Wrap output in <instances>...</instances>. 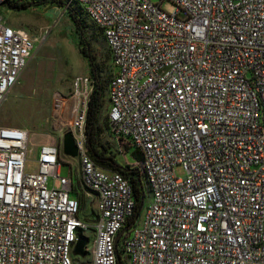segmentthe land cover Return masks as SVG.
I'll return each instance as SVG.
<instances>
[{
    "label": "built area",
    "instance_id": "1",
    "mask_svg": "<svg viewBox=\"0 0 264 264\" xmlns=\"http://www.w3.org/2000/svg\"><path fill=\"white\" fill-rule=\"evenodd\" d=\"M76 1L110 48V127L141 150L151 199L116 243L134 190L87 152L93 83L78 75L70 127L96 213L79 214L59 143L32 162L31 131L0 124V264H120L119 249L127 264H264V0ZM34 45L0 13V104ZM91 227L92 247L75 253Z\"/></svg>",
    "mask_w": 264,
    "mask_h": 264
},
{
    "label": "rangeland",
    "instance_id": "2",
    "mask_svg": "<svg viewBox=\"0 0 264 264\" xmlns=\"http://www.w3.org/2000/svg\"><path fill=\"white\" fill-rule=\"evenodd\" d=\"M67 1L86 19L84 33L90 41L92 54L100 65L102 78L107 84L114 69L106 38L101 28L84 13L82 5ZM163 7L168 11L175 9L171 1H165ZM0 13L10 25L30 32L35 39L33 51L18 82L0 104V124L27 127L31 131L32 162H35L42 142H56L61 145L62 158L72 159L79 213L84 219L92 221L97 200L86 196L87 188L81 179L78 159L66 155L62 148L63 133L71 130L70 123L74 115V101L70 98L74 79L78 75L91 74L90 62L81 51L75 21L64 6L55 4L18 10L9 8L5 0H0ZM108 108L107 96L100 114L101 140L111 145V149L122 162L137 165L139 160L134 153L113 134L108 120ZM70 168L69 164L63 163L61 174H68ZM174 171L179 176L186 174L181 164L176 165ZM54 185L59 187V180L50 176L49 186ZM146 191L148 201L151 194L148 188ZM93 238L94 228L91 227L88 237L90 248Z\"/></svg>",
    "mask_w": 264,
    "mask_h": 264
},
{
    "label": "trees",
    "instance_id": "3",
    "mask_svg": "<svg viewBox=\"0 0 264 264\" xmlns=\"http://www.w3.org/2000/svg\"><path fill=\"white\" fill-rule=\"evenodd\" d=\"M72 3H78L76 0H71ZM7 6L11 9H27L32 6H41L47 4L62 5L64 9L68 11L72 19L75 21L77 31L79 34L81 51L88 58L90 62V69L93 89L91 92L89 100V108L87 112V124H86V148L89 155L93 158L97 165L109 169L120 171L125 177L128 178L130 183L133 186L134 196L136 200L134 213L128 219L127 223L129 224L135 217L136 214L141 215L144 208L147 206L149 200L147 201V191H150L149 186L146 180L145 173L143 172L139 164L132 165L129 163L122 162L115 152L111 149V145L104 143L101 140V124H100V114L105 102L108 93L106 89L108 88V83L106 84L105 80L102 78L101 68L98 62L92 54L90 41L86 34L84 33V28L86 25V19L82 14H78V11L74 6L67 0H5ZM81 5L80 3H78ZM84 10V8H83ZM84 13L86 14L85 10ZM87 15V14H86ZM88 16V15H87ZM102 30V29H101ZM110 51V48L108 46ZM111 60L112 54L110 51ZM112 66L114 69L113 61ZM114 73V71H113ZM109 120V119H108ZM110 124V123H109ZM125 146L134 153L135 158L138 160L142 159L141 150L133 144L125 143ZM76 183L73 187V193L76 194ZM80 214V213H79ZM119 256L121 257V263L127 264L122 259L121 249H119Z\"/></svg>",
    "mask_w": 264,
    "mask_h": 264
},
{
    "label": "water",
    "instance_id": "4",
    "mask_svg": "<svg viewBox=\"0 0 264 264\" xmlns=\"http://www.w3.org/2000/svg\"><path fill=\"white\" fill-rule=\"evenodd\" d=\"M62 148L66 155L71 156L73 158L77 157L79 155V146L76 142L74 133L72 130H67L63 133L62 137ZM138 214L135 215L134 219L124 226L117 234L116 236V243L118 242L120 236L132 225L135 223V221L138 218ZM88 237L79 234L77 242L75 244L74 252L79 254H85V246L88 243ZM120 264H122L120 262Z\"/></svg>",
    "mask_w": 264,
    "mask_h": 264
},
{
    "label": "crops",
    "instance_id": "5",
    "mask_svg": "<svg viewBox=\"0 0 264 264\" xmlns=\"http://www.w3.org/2000/svg\"><path fill=\"white\" fill-rule=\"evenodd\" d=\"M25 128H27V127H25ZM42 143H43V142H42ZM42 143H41V144H42Z\"/></svg>",
    "mask_w": 264,
    "mask_h": 264
}]
</instances>
